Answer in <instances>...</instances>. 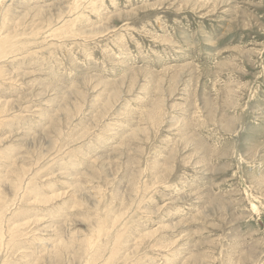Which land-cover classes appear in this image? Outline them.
Instances as JSON below:
<instances>
[{
    "label": "rangeland",
    "instance_id": "obj_1",
    "mask_svg": "<svg viewBox=\"0 0 264 264\" xmlns=\"http://www.w3.org/2000/svg\"><path fill=\"white\" fill-rule=\"evenodd\" d=\"M0 264H264V0H0Z\"/></svg>",
    "mask_w": 264,
    "mask_h": 264
},
{
    "label": "bare ground",
    "instance_id": "obj_2",
    "mask_svg": "<svg viewBox=\"0 0 264 264\" xmlns=\"http://www.w3.org/2000/svg\"><path fill=\"white\" fill-rule=\"evenodd\" d=\"M77 2V1H76Z\"/></svg>",
    "mask_w": 264,
    "mask_h": 264
}]
</instances>
